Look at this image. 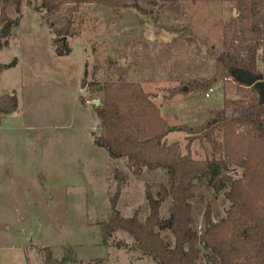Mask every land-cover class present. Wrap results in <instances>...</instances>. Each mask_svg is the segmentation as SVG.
Wrapping results in <instances>:
<instances>
[{"label": "rangeland", "instance_id": "obj_1", "mask_svg": "<svg viewBox=\"0 0 264 264\" xmlns=\"http://www.w3.org/2000/svg\"><path fill=\"white\" fill-rule=\"evenodd\" d=\"M144 10L86 2L74 18L72 35L65 36L59 29L66 7L52 16L41 0H22L19 12L8 8L11 18L20 16V23L3 39L0 95L16 94L18 109L0 116V264H45L46 247L58 259L73 247L77 262L69 264H159L126 231L114 232L106 242L102 238L100 222L113 215L111 199L122 174L126 179L117 208L124 217L137 212L141 221L150 212L147 187L157 194L170 185V175L162 168L135 175L126 158H112L95 144L104 131L99 105L93 104H101L100 86L120 78L140 82L172 126H201L226 99L252 94L234 79L218 81L208 91L189 87V82L219 75L206 51L221 49V26L232 19L235 2L166 3L145 5ZM184 26L200 48L167 30ZM64 45L71 52L59 56L57 49ZM259 64L264 69L261 60ZM186 137L175 131L167 140L179 142L186 152ZM190 151L196 159L207 157L199 140ZM224 173L238 178L242 170L231 167ZM228 189V183L217 189L208 179L196 181L190 202L198 233L205 231L208 208L215 223L226 216ZM171 201L168 197L162 205L163 219L169 218ZM161 235L174 245L169 229ZM197 264L219 261L202 246Z\"/></svg>", "mask_w": 264, "mask_h": 264}, {"label": "trees", "instance_id": "obj_2", "mask_svg": "<svg viewBox=\"0 0 264 264\" xmlns=\"http://www.w3.org/2000/svg\"><path fill=\"white\" fill-rule=\"evenodd\" d=\"M41 1L49 16L66 7L59 33L70 36L74 18L86 2L113 9L139 7L140 12H146L145 5L161 7L166 3L197 4L213 0ZM231 1L235 2L236 15L221 26V49L211 46L206 51V56L217 63L219 75L202 83L189 82V87L196 92L208 91L218 81L234 79L239 87L249 89L250 98L226 99L223 108L213 111V118L201 126H172L162 116L153 95L145 91L140 82L120 78L100 86L103 98L97 113L104 131L95 144L105 148L112 158H126L135 175L161 168L170 175V185L162 186L157 194L147 187L150 212L141 221L137 212L124 217L118 210L117 202L126 177L122 174L119 179L117 174L120 184L111 199L113 215L108 221L100 222L102 238L106 242L114 232L126 231L135 239L137 247L159 264H197L202 246L217 257L219 264H264V105L259 103L256 91L239 79L240 74L245 73L264 80V69H260L259 64L260 60L264 64V0ZM21 4L22 0H0V50L7 43L3 39L20 23V16L8 15V8L14 7L19 12ZM167 30L201 47L189 26ZM70 52L68 45L57 49L59 56ZM17 109L16 94L0 95V116ZM175 131L187 134L186 152L179 142H168V135ZM195 140L203 143L205 159L193 157L190 149ZM231 167L240 168L241 176L235 178L224 173ZM203 178L214 182L217 189L228 183L225 194L231 205L226 216L216 223L208 208L205 231L200 234L192 226L190 201L195 196L196 181ZM168 197L172 200L169 218L163 219L161 208ZM163 229L172 232V247L162 237ZM44 250L45 264L77 262L73 247H69L68 255L61 259L54 256L51 248Z\"/></svg>", "mask_w": 264, "mask_h": 264}, {"label": "water", "instance_id": "obj_3", "mask_svg": "<svg viewBox=\"0 0 264 264\" xmlns=\"http://www.w3.org/2000/svg\"><path fill=\"white\" fill-rule=\"evenodd\" d=\"M66 40H67V37H63L64 44ZM239 79L245 84H247L248 86L252 87L256 91L259 103L261 105H264V80L253 77V76H249L245 73L240 74ZM185 90H187V88H185ZM93 104L100 105V101L95 100L93 101Z\"/></svg>", "mask_w": 264, "mask_h": 264}, {"label": "crops", "instance_id": "obj_4", "mask_svg": "<svg viewBox=\"0 0 264 264\" xmlns=\"http://www.w3.org/2000/svg\"><path fill=\"white\" fill-rule=\"evenodd\" d=\"M235 15H236V9H235L234 13L232 14L231 18H233Z\"/></svg>", "mask_w": 264, "mask_h": 264}, {"label": "built area", "instance_id": "obj_5", "mask_svg": "<svg viewBox=\"0 0 264 264\" xmlns=\"http://www.w3.org/2000/svg\"><path fill=\"white\" fill-rule=\"evenodd\" d=\"M212 90V89H211ZM207 96H209V93L206 94Z\"/></svg>", "mask_w": 264, "mask_h": 264}]
</instances>
